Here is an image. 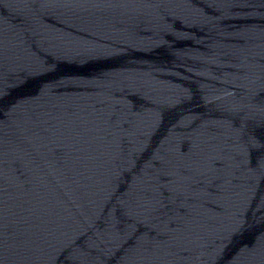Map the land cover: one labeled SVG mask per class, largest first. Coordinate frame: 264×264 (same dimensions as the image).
Wrapping results in <instances>:
<instances>
[{
    "label": "water",
    "instance_id": "95a60500",
    "mask_svg": "<svg viewBox=\"0 0 264 264\" xmlns=\"http://www.w3.org/2000/svg\"><path fill=\"white\" fill-rule=\"evenodd\" d=\"M0 264H264V0H0Z\"/></svg>",
    "mask_w": 264,
    "mask_h": 264
}]
</instances>
